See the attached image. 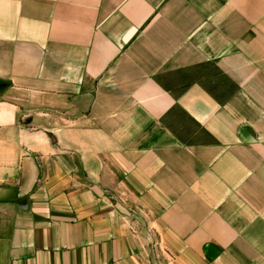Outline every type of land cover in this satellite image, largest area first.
<instances>
[{"label":"crops","instance_id":"crops-1","mask_svg":"<svg viewBox=\"0 0 264 264\" xmlns=\"http://www.w3.org/2000/svg\"><path fill=\"white\" fill-rule=\"evenodd\" d=\"M0 264H264V0H0Z\"/></svg>","mask_w":264,"mask_h":264},{"label":"rangeland","instance_id":"rangeland-1","mask_svg":"<svg viewBox=\"0 0 264 264\" xmlns=\"http://www.w3.org/2000/svg\"><path fill=\"white\" fill-rule=\"evenodd\" d=\"M175 114H177L174 117V119H171L170 123L180 132L185 133L186 131H194L196 130L197 126L181 111H176ZM184 135H188V133H185Z\"/></svg>","mask_w":264,"mask_h":264}]
</instances>
